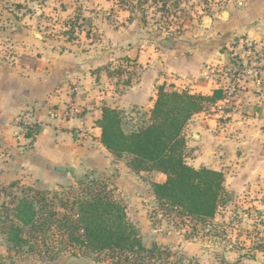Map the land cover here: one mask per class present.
Segmentation results:
<instances>
[{
	"label": "crops",
	"instance_id": "0c3cea01",
	"mask_svg": "<svg viewBox=\"0 0 264 264\" xmlns=\"http://www.w3.org/2000/svg\"><path fill=\"white\" fill-rule=\"evenodd\" d=\"M98 2L66 0L65 9L57 10L67 14L81 3L83 9L94 10L87 18L99 33L98 43L90 38V31L75 40L57 35L60 24L55 20L48 32H29L34 44L28 53L37 59L33 66L15 64L0 72V166L61 176L65 173L54 167H72L75 175L84 167L112 170L111 162L121 161L100 143L96 122L102 106L122 115H142L140 121L136 119L139 123L131 121L129 131L122 124L129 133L148 121L158 85L203 95L219 89L223 97L193 114L184 127L185 161L223 173L222 206L227 208L226 198L234 200L232 208L242 200L245 209L260 212L263 218L264 0H217L214 13L202 19L203 29L153 44L111 24L107 14L96 11ZM45 33L59 37L49 40ZM250 49L255 53L252 57ZM110 62L113 67L104 66ZM255 69L261 86L252 74ZM67 107L77 112L64 117ZM26 126L37 129L28 137ZM120 167L115 165L114 176L124 182L118 191L130 200L126 204L131 221L155 235L158 244L169 243L175 229L168 233L154 229L144 203L158 205L152 184L163 182L165 174ZM137 186L148 189L147 195L134 192ZM238 210L239 206L234 207ZM246 221L248 217L242 218V224ZM259 222L258 237H264V225ZM263 251L257 250L254 259L242 254V264H264Z\"/></svg>",
	"mask_w": 264,
	"mask_h": 264
},
{
	"label": "rangeland",
	"instance_id": "374dc122",
	"mask_svg": "<svg viewBox=\"0 0 264 264\" xmlns=\"http://www.w3.org/2000/svg\"><path fill=\"white\" fill-rule=\"evenodd\" d=\"M65 1L0 0V72L15 64L33 66L37 59L28 53L32 51L34 44L30 33L32 30L48 32V28L55 22L60 24L56 29L57 35L75 40L78 35L90 31V38L94 42L100 40L99 33L94 31V26L87 18L94 15L91 14L94 10L89 11L87 7L83 9L81 3L76 4L69 13L61 14L57 10L65 9ZM100 1L95 9L99 13L107 14L111 24L124 30L128 28L136 38L148 39L152 44L158 41L166 43L196 33L203 29L202 19L214 13L217 8V0ZM26 33L29 35L25 37ZM45 34L49 40L59 37L51 36V33ZM104 66L110 68L114 63L110 62ZM115 70L114 68L113 71ZM66 109L68 107L62 112ZM118 112L126 131L130 130L132 120L137 121L139 118L140 121L144 118L136 113L122 115L121 111ZM144 121L145 119H142L141 122ZM135 125L136 123L133 126ZM36 129L33 128V132ZM119 160L121 162H111L112 170L84 167L77 175L65 173L63 176L28 167L19 171L16 167L5 169L0 166V264H119L123 255L68 247L61 231L54 227L47 229V226H43L38 220L33 226L28 225L23 229L25 241L20 245H13L10 235L14 233L12 227L22 225L14 216L22 205L31 204L35 210L40 206L45 207V210L37 212L39 217L47 220L51 208H56L59 213L65 212L67 209L60 208V202L72 200L84 187L82 185L89 182L105 184L113 198L125 205L126 216L133 224L129 215L131 212L126 204L129 198L118 191L119 187H125L124 182H118L114 176V171L117 170L115 165L119 164L120 168L126 171L129 156H122ZM15 172L18 174L15 175ZM78 180L83 183L79 185ZM36 190L42 193L37 194ZM147 191L148 189L137 186L134 192L146 196ZM226 201L229 202L227 208L221 205L216 218L204 225L186 221L183 217L181 219L161 207L160 203L153 205L152 202L144 201L148 214L152 217L150 219L154 223V229L157 227L161 232L167 233L168 229L176 231L173 235L170 233L169 243L158 244L155 235L148 233L143 226L138 228L133 224L146 247L156 243L160 250L151 258H143L144 264H242V254L246 259H254L256 251L261 250L258 245L264 239L258 237L260 227L256 226V222L260 221L259 223L264 225V217L260 219L262 213L245 209L242 200L235 203L234 207L239 206L238 211L229 207L234 200L226 198ZM245 212L249 217L248 221L242 224V218H245L242 214ZM151 225L153 226L152 223ZM262 256L264 257V251Z\"/></svg>",
	"mask_w": 264,
	"mask_h": 264
},
{
	"label": "trees",
	"instance_id": "16d2710c",
	"mask_svg": "<svg viewBox=\"0 0 264 264\" xmlns=\"http://www.w3.org/2000/svg\"><path fill=\"white\" fill-rule=\"evenodd\" d=\"M221 97L219 89L211 95H203L166 90L158 85L149 119L136 130L124 132L119 112L109 106H102L96 122L100 128V143L115 158L129 156L128 165L135 171L156 170L165 174L163 182L152 184L153 195L161 207L201 225L215 217L225 199L224 175L218 170L189 165L185 161L182 133L193 114ZM26 127L29 137L33 128ZM77 183L83 182L78 180ZM89 183L83 184L72 200L60 202V208L67 209L65 212L51 208L47 220L37 212L45 207L35 210L31 204L22 205L14 215L22 225L12 227L13 245L24 242L23 229L38 220L47 229L54 227L61 231L68 247L123 255L119 264H144L145 259L160 251L156 243L149 247L143 244L136 227L126 216L125 205L113 198L105 184ZM36 193L42 192L36 190ZM258 246L264 250V239Z\"/></svg>",
	"mask_w": 264,
	"mask_h": 264
},
{
	"label": "built area",
	"instance_id": "2783aa9c",
	"mask_svg": "<svg viewBox=\"0 0 264 264\" xmlns=\"http://www.w3.org/2000/svg\"><path fill=\"white\" fill-rule=\"evenodd\" d=\"M248 52H249V53H248V56H250V57L254 56V54H255V53H253V50H251V49H250ZM254 65H255V64H254ZM252 74L254 75V77H255V79H256V84L259 85V86H261V85H262V81H261V79L259 78V74H258L257 70H256V69L253 70V71H252ZM76 112H77V111H76L74 108L69 107L68 109H66V110L63 112V115H64V117H65V116H66V117H69V116L74 115ZM243 216H244V217H249V215H248L247 213L243 214Z\"/></svg>",
	"mask_w": 264,
	"mask_h": 264
},
{
	"label": "water",
	"instance_id": "95a60500",
	"mask_svg": "<svg viewBox=\"0 0 264 264\" xmlns=\"http://www.w3.org/2000/svg\"><path fill=\"white\" fill-rule=\"evenodd\" d=\"M55 171L60 172V173H68L70 175H73L74 170L72 167H54L53 168Z\"/></svg>",
	"mask_w": 264,
	"mask_h": 264
}]
</instances>
